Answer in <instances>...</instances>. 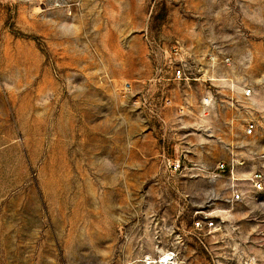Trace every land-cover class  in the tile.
<instances>
[{"label": "rangeland", "instance_id": "obj_1", "mask_svg": "<svg viewBox=\"0 0 264 264\" xmlns=\"http://www.w3.org/2000/svg\"><path fill=\"white\" fill-rule=\"evenodd\" d=\"M0 264H264V0H0Z\"/></svg>", "mask_w": 264, "mask_h": 264}, {"label": "built area", "instance_id": "obj_2", "mask_svg": "<svg viewBox=\"0 0 264 264\" xmlns=\"http://www.w3.org/2000/svg\"><path fill=\"white\" fill-rule=\"evenodd\" d=\"M181 74H182V70L181 69H178L176 71V75L178 77H180ZM250 94H251V91L250 90H248V91L245 92V96L246 97H249ZM255 131H256V125L255 124L250 123V124L247 125V131H246L247 135H252ZM253 185H254V189H256V190H262V175H256L254 177ZM236 198L238 199L239 196H237Z\"/></svg>", "mask_w": 264, "mask_h": 264}]
</instances>
